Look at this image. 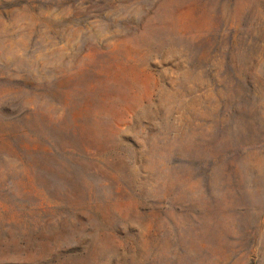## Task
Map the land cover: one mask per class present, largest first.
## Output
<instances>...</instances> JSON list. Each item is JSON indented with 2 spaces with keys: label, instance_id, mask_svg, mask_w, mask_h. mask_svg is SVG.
I'll return each mask as SVG.
<instances>
[{
  "label": "rangeland",
  "instance_id": "1",
  "mask_svg": "<svg viewBox=\"0 0 264 264\" xmlns=\"http://www.w3.org/2000/svg\"><path fill=\"white\" fill-rule=\"evenodd\" d=\"M0 264H264V0H0Z\"/></svg>",
  "mask_w": 264,
  "mask_h": 264
}]
</instances>
